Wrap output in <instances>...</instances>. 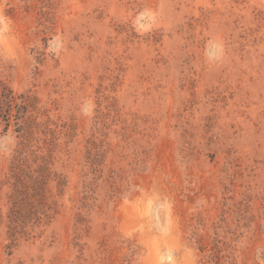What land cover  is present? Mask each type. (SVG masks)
<instances>
[{
  "label": "rangeland",
  "instance_id": "rangeland-1",
  "mask_svg": "<svg viewBox=\"0 0 264 264\" xmlns=\"http://www.w3.org/2000/svg\"><path fill=\"white\" fill-rule=\"evenodd\" d=\"M0 264H264V0H0Z\"/></svg>",
  "mask_w": 264,
  "mask_h": 264
}]
</instances>
